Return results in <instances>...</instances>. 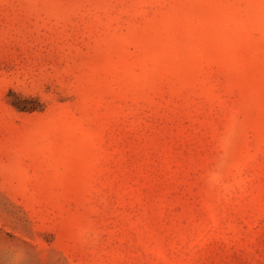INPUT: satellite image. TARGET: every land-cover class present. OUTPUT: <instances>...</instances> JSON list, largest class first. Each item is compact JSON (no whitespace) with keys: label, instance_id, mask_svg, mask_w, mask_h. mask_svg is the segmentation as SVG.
Returning a JSON list of instances; mask_svg holds the SVG:
<instances>
[{"label":"rangeland","instance_id":"1","mask_svg":"<svg viewBox=\"0 0 264 264\" xmlns=\"http://www.w3.org/2000/svg\"><path fill=\"white\" fill-rule=\"evenodd\" d=\"M0 264H264V0H0Z\"/></svg>","mask_w":264,"mask_h":264}]
</instances>
